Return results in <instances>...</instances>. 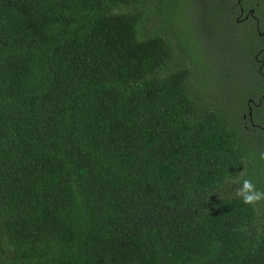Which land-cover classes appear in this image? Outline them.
<instances>
[{
	"label": "trees",
	"instance_id": "trees-1",
	"mask_svg": "<svg viewBox=\"0 0 264 264\" xmlns=\"http://www.w3.org/2000/svg\"><path fill=\"white\" fill-rule=\"evenodd\" d=\"M186 3L0 0V264H264V0L212 99Z\"/></svg>",
	"mask_w": 264,
	"mask_h": 264
},
{
	"label": "rangeland",
	"instance_id": "rangeland-1",
	"mask_svg": "<svg viewBox=\"0 0 264 264\" xmlns=\"http://www.w3.org/2000/svg\"><path fill=\"white\" fill-rule=\"evenodd\" d=\"M217 4L225 5L226 10L236 9L237 6L236 0H187L186 6L179 13L177 24L170 29L172 33H179L188 41L187 45H182L185 54L192 59L199 58L200 63L190 61L189 64L193 72L198 70L199 75L203 76L202 81H207L202 94L208 99L214 97L217 85L228 82L234 75L244 77L242 69L245 62L239 39L249 25L253 24L252 20L237 23V14L231 23L227 22L222 13L211 20L212 11ZM258 15L260 23L262 16L260 13ZM213 83L215 87H212ZM197 91L200 92L198 88ZM260 116L264 117V106ZM237 187L238 185L232 184L233 190Z\"/></svg>",
	"mask_w": 264,
	"mask_h": 264
},
{
	"label": "clouds",
	"instance_id": "clouds-1",
	"mask_svg": "<svg viewBox=\"0 0 264 264\" xmlns=\"http://www.w3.org/2000/svg\"><path fill=\"white\" fill-rule=\"evenodd\" d=\"M259 158L264 160V154H261ZM226 183L238 185L233 197L244 206L255 209L264 205V189L257 186L255 179L249 176L245 169L235 177L228 178Z\"/></svg>",
	"mask_w": 264,
	"mask_h": 264
},
{
	"label": "flooded vegetation",
	"instance_id": "flooded-vegetation-1",
	"mask_svg": "<svg viewBox=\"0 0 264 264\" xmlns=\"http://www.w3.org/2000/svg\"><path fill=\"white\" fill-rule=\"evenodd\" d=\"M237 6L235 8H237V16H236V22L237 23H244L248 20H252L253 21V25L256 28V30H259V18L256 15V11L255 8L253 7H246L244 5H242V0H236ZM261 34V33H259ZM262 50V49H260ZM259 53L255 56V61H257V63L259 64L258 68H262L263 64H264V59L259 57ZM255 104V103H253ZM248 111L246 114L243 115V118L245 121L248 120V122L251 125H254V123L252 122V107L248 101Z\"/></svg>",
	"mask_w": 264,
	"mask_h": 264
}]
</instances>
